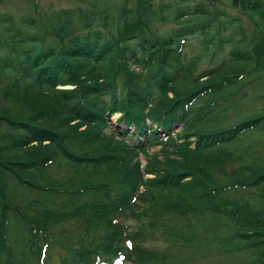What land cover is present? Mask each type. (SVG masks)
Returning <instances> with one entry per match:
<instances>
[{
    "label": "trees",
    "instance_id": "obj_1",
    "mask_svg": "<svg viewBox=\"0 0 264 264\" xmlns=\"http://www.w3.org/2000/svg\"><path fill=\"white\" fill-rule=\"evenodd\" d=\"M103 1L0 13V264H51L53 244L60 264H206L199 249L264 264V137L248 135L264 106L239 113L264 100V30L252 44L216 0ZM232 4L264 25L261 0Z\"/></svg>",
    "mask_w": 264,
    "mask_h": 264
},
{
    "label": "rangeland",
    "instance_id": "obj_2",
    "mask_svg": "<svg viewBox=\"0 0 264 264\" xmlns=\"http://www.w3.org/2000/svg\"><path fill=\"white\" fill-rule=\"evenodd\" d=\"M120 0H104L103 2L109 3L113 5L114 3L119 2ZM156 2H159L161 0H155ZM164 1V0H162ZM166 2H171L173 0H165ZM207 2L208 0H198ZM264 3V0H261ZM100 2V1H98ZM91 3H93V0H35L34 4L37 7L38 11L40 13L54 11L57 9L62 8H77V7H84V9L91 8ZM215 3L217 4L218 8L226 9L227 12L231 16H238L243 21V27L245 28L246 33L248 34L249 38L251 39V43L253 44L256 42V39L260 37L259 32L261 30H264V25L261 23L258 17H256L254 14H251L249 12H246V10H241L239 8H236L232 4V0H216ZM32 5V0H0V13H8L11 14L15 19H19L20 16L27 15L28 13H34V11H29L28 9ZM256 23L259 26V29L256 27ZM171 26H174L170 23L167 24H160L161 30L165 31L166 29L170 28ZM254 36V37H253ZM191 38H196L195 36H192ZM196 46V42L189 43L187 47L185 48V53L187 57L191 56L194 53V47ZM229 46L228 44H224L223 47L218 49L215 54L212 56H206L204 57L198 64L197 72H201L205 70L206 68L213 67L218 61L220 62L223 58L226 57L228 52ZM198 52V51H197ZM264 92V91H263ZM246 105L242 106L240 108V112L237 110H232L229 112L228 115L222 116L218 122L219 123H229L233 121L237 117V113L247 114L248 110L250 108H258L259 106H264V100H254V101H247L245 102ZM119 114H113L110 118L111 126L115 129H118L120 131H123L125 129V126L122 122H118ZM175 129L177 131L180 130V126H176ZM129 132V135H133V129L129 128L127 129ZM249 138H253L254 141L252 144H259L260 140H263L264 132H258L253 131L248 133ZM262 136V137H261ZM244 137V136H243ZM129 144L135 145V140L128 138L127 139ZM245 140H243L244 142ZM160 146L158 144L152 145L150 147H147V149L142 150L139 149V160L141 163L146 162V157L148 154L154 153L157 150H159ZM128 223L133 226L135 224V220L129 219L127 220ZM69 228H72L73 225L68 224ZM78 228V225H74V228L72 230H75ZM71 230V231H72ZM54 235L58 238V233L56 229H54ZM56 239V238H55ZM158 245V247H165V244L162 242L155 243ZM216 244V243H214ZM146 247H150L148 243H144ZM168 248V247H167ZM49 249V248H48ZM175 250V248H174ZM201 253L204 254L203 257H200L199 261L204 262L206 264H242L245 257V253H229V254H221L218 250H214L212 253L207 250L199 249ZM59 251L65 256H69V252L63 248H60L58 245H51L50 249L47 250V253H49V260L51 264H60L61 259L63 257H59ZM47 258V257H46ZM48 261V259H47ZM45 261V263L47 262ZM124 264H137L133 261H128V259L125 260Z\"/></svg>",
    "mask_w": 264,
    "mask_h": 264
}]
</instances>
